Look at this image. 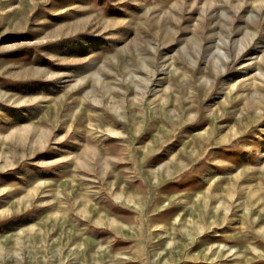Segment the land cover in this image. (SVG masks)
<instances>
[{
    "label": "rangeland",
    "instance_id": "1",
    "mask_svg": "<svg viewBox=\"0 0 264 264\" xmlns=\"http://www.w3.org/2000/svg\"><path fill=\"white\" fill-rule=\"evenodd\" d=\"M0 264H264V0H0Z\"/></svg>",
    "mask_w": 264,
    "mask_h": 264
}]
</instances>
